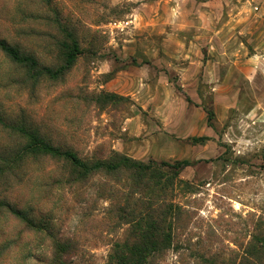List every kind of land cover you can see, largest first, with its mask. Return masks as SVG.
Returning <instances> with one entry per match:
<instances>
[{"label": "rangeland", "instance_id": "obj_1", "mask_svg": "<svg viewBox=\"0 0 264 264\" xmlns=\"http://www.w3.org/2000/svg\"><path fill=\"white\" fill-rule=\"evenodd\" d=\"M0 40L36 61L0 50V264H48L62 243L68 264H116L125 244L140 264H264V140L243 89L262 84L264 0H0ZM31 135L86 163L190 164L181 183L169 168L158 185L124 169L70 181ZM131 213L169 238L143 248Z\"/></svg>", "mask_w": 264, "mask_h": 264}, {"label": "trees", "instance_id": "obj_2", "mask_svg": "<svg viewBox=\"0 0 264 264\" xmlns=\"http://www.w3.org/2000/svg\"><path fill=\"white\" fill-rule=\"evenodd\" d=\"M0 50L3 51L12 61L22 64L24 67H35L36 61L30 57L21 55L16 48L9 45L6 41L0 40ZM81 53L77 44L72 43V48L68 51L66 55L65 68L70 67L76 56ZM38 73H45L51 78H56L58 75V71H51L48 67H41L38 70ZM196 142L206 141V136H200L193 139ZM31 153L38 152L43 155H48L50 157H56L64 161L67 165L71 167V174L77 175V178H70V181L75 180H84L89 178L91 175L97 173H112L117 172L120 169H124L126 171H130L134 173V177L136 178V183L141 184L140 179L143 177H149L151 179L152 185H158L160 183V179L164 175L161 172V168H169L173 169L172 178L175 183L183 182L181 179L177 177L178 172L181 168L190 164L187 160L174 161L173 163L168 162H159L156 163L152 160H149L148 163H144L141 161L133 160L131 158L126 157L125 155H115L114 158H110L106 161H95L91 163H86L82 161L81 158L77 156L76 153L69 150H59L58 148L52 146L51 144L43 141L35 135H31L30 144L27 146ZM166 177V176H165ZM171 181V180H170ZM169 178L166 179L165 183H169ZM137 184H135L136 187ZM143 184V182H142ZM145 188H149V185H144ZM165 186V185H163ZM147 218V216H146ZM142 218V216H135L133 213L127 214L126 223L132 224V229L135 231V237L138 238V241L142 243L143 248H147L148 246H154L157 242L162 241L163 239L169 238L168 232H161L159 227L154 225V221L151 217L148 219ZM143 221L141 224H139ZM137 224V225H135ZM143 227L141 229V225ZM68 243L57 244L54 253L51 254V260L48 264H68L66 261L61 259L57 253H66L68 251ZM127 250L126 253L120 254L116 256V264H140L142 260V254H136L135 252L140 251L135 245H124ZM157 247V245H156Z\"/></svg>", "mask_w": 264, "mask_h": 264}, {"label": "crops", "instance_id": "obj_3", "mask_svg": "<svg viewBox=\"0 0 264 264\" xmlns=\"http://www.w3.org/2000/svg\"><path fill=\"white\" fill-rule=\"evenodd\" d=\"M249 78H253V82L259 84L260 82L262 83L260 85V87H258L257 85L252 87V86H246L244 89V93L245 94H251L252 95V92L251 90H256L255 91V101L253 104L250 103V97L247 98V101L248 103L250 104V109L248 110V112L246 113V115L248 116H253V122H254V127H255V130L257 131L256 133L259 134L257 135V142H258V145H260L259 141H263L264 140V100H263V93H264V75L263 74H255V75H251V76H248ZM240 82H243L242 81V78L240 77L239 78ZM260 81V82H259ZM225 82H229L228 80V76L226 77V80ZM247 82H251V80H248ZM243 91V90H242ZM261 108V109H260ZM259 127H260V130H263L262 133H259ZM206 137H207V142H210V141H214V130H213V134L212 133H207L206 134ZM188 166V165H187ZM187 166L183 167L182 170H180L179 172V175H182L183 171L185 168H187ZM190 177L196 179V174H193L191 175Z\"/></svg>", "mask_w": 264, "mask_h": 264}]
</instances>
